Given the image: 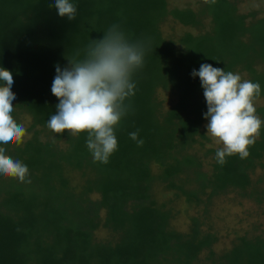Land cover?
<instances>
[{
  "label": "trees",
  "instance_id": "obj_1",
  "mask_svg": "<svg viewBox=\"0 0 264 264\" xmlns=\"http://www.w3.org/2000/svg\"><path fill=\"white\" fill-rule=\"evenodd\" d=\"M243 1L0 0V264H264L258 223L223 244L211 217L264 215Z\"/></svg>",
  "mask_w": 264,
  "mask_h": 264
},
{
  "label": "rangeland",
  "instance_id": "obj_2",
  "mask_svg": "<svg viewBox=\"0 0 264 264\" xmlns=\"http://www.w3.org/2000/svg\"><path fill=\"white\" fill-rule=\"evenodd\" d=\"M261 4V1L244 0L242 2L244 9L248 6H255V8H257ZM214 142L221 145L223 139L216 136ZM237 205L238 204H232L227 197L221 196L219 201L213 206L211 217L214 219L213 222L220 233L223 244L229 242L234 231L249 229L250 225L253 223H258L260 225L259 230L264 232V215H262V211L258 210L247 200L243 204H240L239 207H237ZM174 207L177 210L176 223L179 226H183L184 222L188 219L187 217L191 214V211H186L181 201L174 204Z\"/></svg>",
  "mask_w": 264,
  "mask_h": 264
}]
</instances>
